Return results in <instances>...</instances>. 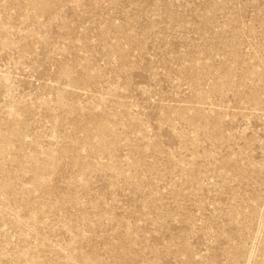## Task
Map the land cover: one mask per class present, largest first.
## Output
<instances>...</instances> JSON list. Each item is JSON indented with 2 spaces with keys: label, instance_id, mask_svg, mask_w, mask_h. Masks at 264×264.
Masks as SVG:
<instances>
[{
  "label": "rangeland",
  "instance_id": "obj_1",
  "mask_svg": "<svg viewBox=\"0 0 264 264\" xmlns=\"http://www.w3.org/2000/svg\"><path fill=\"white\" fill-rule=\"evenodd\" d=\"M0 264H264V0H0Z\"/></svg>",
  "mask_w": 264,
  "mask_h": 264
}]
</instances>
